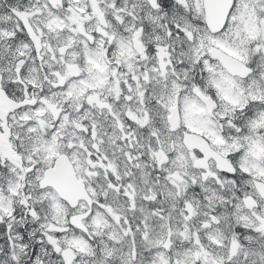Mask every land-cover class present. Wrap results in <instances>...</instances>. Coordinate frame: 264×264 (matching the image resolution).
<instances>
[{
	"label": "snow or ice",
	"instance_id": "1",
	"mask_svg": "<svg viewBox=\"0 0 264 264\" xmlns=\"http://www.w3.org/2000/svg\"><path fill=\"white\" fill-rule=\"evenodd\" d=\"M0 264H264V0H0Z\"/></svg>",
	"mask_w": 264,
	"mask_h": 264
}]
</instances>
